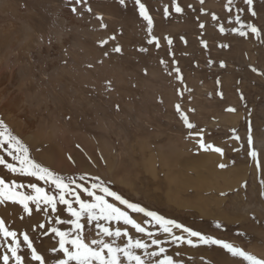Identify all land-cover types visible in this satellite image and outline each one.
<instances>
[{
    "label": "rangeland",
    "instance_id": "rangeland-1",
    "mask_svg": "<svg viewBox=\"0 0 264 264\" xmlns=\"http://www.w3.org/2000/svg\"><path fill=\"white\" fill-rule=\"evenodd\" d=\"M142 3L153 17L159 48L147 43L146 25L134 0L125 5L118 0L79 5L71 0L0 2V28L7 40L0 49V97H7L0 101V121L34 160L57 173L99 176L131 202L264 258V169L256 168L247 144L250 121L254 149L264 166V75L258 74L264 72V2L254 0L257 16L251 17L242 0H234L232 13L225 8L228 0H179L183 14L171 12L168 18L163 7L170 6V0ZM86 7L92 12L84 11ZM237 8L244 9L242 21L262 30L261 38L231 31L237 26L234 20L229 23ZM96 15L103 16L106 29H100ZM109 36L116 39L100 47L99 41ZM164 36L173 41L172 55ZM117 45L120 53L112 51ZM174 67L180 69L182 82ZM8 100L17 105L10 106ZM176 104L193 129L184 126ZM200 130L205 142L223 149V156L197 147L194 134ZM233 130L238 141L232 138ZM0 156L11 162L3 148ZM0 177L43 186L30 177H12L2 166ZM133 218L145 219L139 214ZM0 219L12 230L28 232L47 264H55L59 256L50 252L55 240L32 231L33 225L45 222L42 213L28 217L19 205L4 203ZM165 247L183 264H245L215 245ZM20 254L25 264H36L26 248Z\"/></svg>",
    "mask_w": 264,
    "mask_h": 264
},
{
    "label": "snow or ice",
    "instance_id": "snow-or-ice-1",
    "mask_svg": "<svg viewBox=\"0 0 264 264\" xmlns=\"http://www.w3.org/2000/svg\"><path fill=\"white\" fill-rule=\"evenodd\" d=\"M76 5L87 4V0H71ZM121 5H125L126 0H118ZM200 4L204 0H199ZM246 5L247 13L251 17H256L257 12L254 8V0H242ZM264 2V0H262ZM234 0H228L225 6L226 11L232 13ZM135 9L139 17L145 22L147 33V43L154 44L159 48L160 41L153 34L154 21L147 6L142 0H134ZM189 8L192 5H188ZM73 14L77 13V8L72 7ZM84 11L91 13V7H86ZM171 12L183 14L184 8L179 0H170L169 4L163 7V15L168 18ZM244 9L237 8L236 14L229 23L234 20L235 25L231 28L234 34L241 37L255 36L261 38L262 30L251 22L242 21ZM203 15V9H201ZM100 29H106L103 16L96 15ZM218 17L213 14L212 20ZM200 29L205 28L204 23L199 24ZM221 34L225 32L223 26L219 27ZM203 33H201V36ZM115 36H109L99 41V46L104 47L109 40H115ZM163 39L169 46V55H172L171 46L173 41L170 37L164 36ZM184 41V37H181ZM186 43V41H184ZM201 46L207 48L206 41L201 40ZM227 48V44L220 45ZM115 53L122 51L120 46L112 49ZM140 51H147L141 48ZM108 55L107 52L104 53ZM162 65L167 66V62L161 60ZM175 65V60L172 61ZM209 66L212 61H209ZM91 67V65H89ZM220 67H225L223 62ZM176 79L182 82L180 69L174 67ZM257 72L256 68L251 69ZM171 74V73H169ZM264 75V72H259ZM217 84L220 81L217 80ZM179 94V93H178ZM221 96L222 93L218 92ZM243 99V96H241ZM177 114L184 126L191 130L195 127L188 116L181 110L180 104L175 105ZM229 112H235L234 108H227ZM192 111V109H189ZM233 139L239 140L233 130ZM197 147L202 151H212L223 156V149L211 143L205 142L203 130L196 132ZM248 156L253 158L258 170L264 169L258 159V152L254 149L251 122H248ZM6 145V148L4 147ZM0 148H3L10 161L0 156V166L12 177H30L34 181L42 182L43 186H38L36 182L28 184L18 183L15 179L5 180L0 177V204L11 203L19 205L23 213L31 217L33 213H42L45 222L32 226V231H39L43 236H51L56 243V247L50 249L59 258L55 264H183L181 260L175 259L167 254L168 246L179 248L182 245L195 248L200 245L218 246L234 258H239L245 264H264V258H257L239 247L229 242L222 241L202 234L199 231L177 222L173 219L165 218L156 211L148 210L145 207L124 198L121 194L112 190L99 176H89L81 174L78 176H64L47 166L34 160L29 149L24 143L15 136L3 121H0ZM71 160V157H69ZM224 168V164L219 165ZM264 187V181H262ZM223 195V193H222ZM264 196V192L261 193ZM60 213H65L61 218ZM133 214H139L145 219L138 222L133 218ZM21 220L24 216L20 217ZM66 226V227H61ZM217 229L221 225H215ZM155 228L156 230H152ZM93 235H89V233ZM179 232L180 234H177ZM133 233L139 234L134 236ZM163 236V239L159 238ZM26 248L29 259L36 264H47L44 256L40 254L34 246V241L28 232H18L10 229L3 219H0V262L2 264H25V257L20 254ZM179 256V252L176 253Z\"/></svg>",
    "mask_w": 264,
    "mask_h": 264
},
{
    "label": "bare ground",
    "instance_id": "bare-ground-1",
    "mask_svg": "<svg viewBox=\"0 0 264 264\" xmlns=\"http://www.w3.org/2000/svg\"><path fill=\"white\" fill-rule=\"evenodd\" d=\"M3 0H0V2H2ZM10 1V0H9ZM2 15V14H1ZM8 29H10L11 30V25H9V27H8ZM8 29L4 32L5 34H7V32H8ZM0 33H1V37H0V49H2V47L7 43V40H4L3 38H2V30H1V28H0ZM16 41H18V40H16ZM30 51V50H29ZM1 57V56H0ZM15 57V56H14ZM12 62V61H11ZM18 62V61H17ZM14 64V63H13ZM3 71V70H2ZM0 76H1V74H0ZM81 76V75H80ZM6 76L5 75H2V80H6ZM77 78V77H76ZM56 81V80H55ZM84 81V80H83ZM18 94H20V93H18ZM5 98H7L6 96H1L0 97V101L2 100V101H5ZM9 99V98H8ZM10 102V106H16L17 105V103H16V100H11V101H9L8 100V103ZM8 108V110H7V112H9V109H11L10 107H7ZM6 108V109H7ZM1 109V108H0ZM13 109V108H12ZM23 109V108H22ZM30 110V109H29ZM23 111V110H22ZM24 112V111H23ZM28 112V111H27ZM9 113H11V112H9ZM15 113V112H14ZM4 114V113H3ZM30 114V113H29ZM15 115V114H14ZM4 116H5V114H4ZM18 116V115H17ZM15 121H16V119H14ZM24 122V121H23ZM15 124H17V123H15ZM19 125V124H18ZM52 126H54V125H52ZM62 128V127H61ZM51 129H52V127H51ZM54 130H56V128H54ZM68 130V129H67ZM50 131V130H49ZM59 131V130H58ZM60 132V131H59ZM68 132V131H67ZM54 134H56L55 132H54ZM58 134V133H57ZM58 136H59V134H58ZM63 136V135H62ZM66 136V135H65ZM64 136V137H65ZM34 137H35V135H34ZM60 137V136H59ZM54 138H57L56 136L54 137ZM61 138V137H60ZM169 149H171V148H168V150ZM55 150V149H54ZM47 151V150H46ZM161 152V151H160ZM174 152V154H178V153H175V151H173ZM177 152V151H176ZM44 154H46V155H48V153H45V152H43ZM57 152L55 151V154H56ZM162 153V155L164 154L163 153V151L161 152ZM170 153V152H169ZM51 154V153H50ZM49 154V155H50ZM172 155V154H171ZM179 155H181V154H179ZM164 156V155H163ZM50 157L51 158H53L51 155H50ZM166 157V156H165ZM63 159V158H62ZM53 160V159H52ZM65 162V161H64ZM78 162V161H77ZM165 162V161H164ZM61 165V164H60ZM64 165L65 164H63V167H64ZM78 165V164H77ZM111 167V166H110ZM114 167V166H113ZM60 169V168H59ZM61 170V169H60ZM149 170L152 172V168L149 166ZM150 174V173H149ZM170 178H171V176H169ZM168 177V178H169ZM124 179H125V177H124ZM167 179V178H166ZM172 183V182H171Z\"/></svg>",
    "mask_w": 264,
    "mask_h": 264
}]
</instances>
